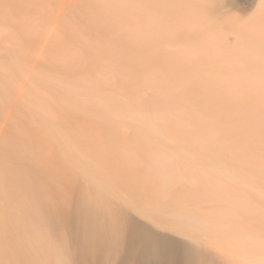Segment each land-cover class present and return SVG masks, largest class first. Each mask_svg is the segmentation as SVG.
<instances>
[{
	"label": "bare ground",
	"instance_id": "obj_1",
	"mask_svg": "<svg viewBox=\"0 0 264 264\" xmlns=\"http://www.w3.org/2000/svg\"><path fill=\"white\" fill-rule=\"evenodd\" d=\"M48 1L49 0H47V2ZM69 1L70 0H56L55 3L57 2V4H58V6L56 5V7H58V10H60L58 12L61 13V11H63V9H65V7L67 8L66 5L68 4ZM90 1L93 2V0H89L88 2H90ZM239 1H249V2H253L252 9H254V11H256V14L259 16V18H261V20L259 18H257V20H254V22L251 23V25L246 26V28H263V29L260 30V31H256V30H253V29L252 30H248L247 31V35L245 37H242V39H237L236 46L233 45V47L230 48V46L228 45L226 47V49L227 48H230V50H232V48H234L235 51L234 50L233 51L238 54V55L235 56V57L238 56L236 58V60H233L234 59V58H232L233 55L231 57V55L227 54V55H229L228 57H231V59L233 60L232 61V60L229 59L230 61L228 62L229 63L230 70L231 69L232 70H235L239 74L237 76L234 74L236 77L233 75V76H231L230 79L231 80L233 79V81L234 80L241 81V83H236V81L235 82L229 81L230 79H228V77L226 79L224 77L217 76V75L216 76L214 75L215 77L211 76L212 81L213 80L214 81L217 80L219 82V86H220V83H221V85H222L221 88L224 87V88L236 89V90L237 89L238 90L240 89L239 91H236V92L235 91H232L233 93H230L229 92L228 96L227 97L225 96V98H224V97L221 96L220 93H218V94L216 93L217 91H216V89L214 90L215 87L211 83L206 82L207 81L206 79H208V81H209V77H210V74L208 75V73H210V70L209 69H208L209 71L207 73L206 72L205 73L202 72L204 74H207V76H205L204 74H202V75L201 74H198L196 76L192 72L196 73L197 71H200L201 68L203 69V67L204 68L211 67L212 69H215L216 72H217V70L220 72V70L223 71L224 68L225 69L228 68L227 61H226V64L227 65L225 64L226 67L223 66V69H221L222 64H219V65H221V67H220L218 65V62L217 61H213L212 58H211V57L214 56L213 58L216 59L215 57H217L219 55V53L223 52L221 50L223 49L222 47L225 46L224 45L225 42L224 43L222 42V40H221L222 36L219 39L218 38L219 36L218 37L217 36H214V35L213 36H210L211 35L210 33L209 34H202L201 33V34H198V35H197V33L199 32L200 28L207 29L209 27L206 28V26H209V25H211V26H217V25H229V26H231L232 23L229 22L226 19L227 18L226 16H228V14L231 12V10H229L228 8H231L233 10V7L232 6H234L235 4H237V2H239ZM53 2L54 1L52 0V3ZM83 2L84 1H82L81 3L84 4ZM96 2H98L101 5V8H103L106 11L105 13H107L106 15H108L109 16V19H110V22L109 23L113 26V28H118V29L119 28H121V29L122 28H130L129 30L132 32V34L135 35V36L132 35V37L134 39L131 38V37L130 38L133 39V41L135 40L136 43L141 41L140 43H137V45L138 44L141 45V43H142L144 45V47H145L150 42L151 43L153 42L154 43L153 45H155V44L158 45V42H160V40H171V39H173L175 37H184V39H186V37H187L186 40H188V38H189V40H191V39H194V38L201 39L203 37L200 41L205 46L206 50H207V47H209L211 49L213 48L215 51L216 50L217 51H221V52H217L216 51L218 54H213L214 53V50H213V51H211V52H213L212 53L213 55L211 56V54L209 55V52L211 50L210 49L209 51H206L208 54L206 53V56H205L204 55L205 53L203 52L204 51L203 45L200 44V45H202V49L203 50H199V48L201 46L198 47L196 45L197 48L195 47L194 49H198L199 52L202 51L204 53L202 55V52H201L199 54V58H200V55H201V57L202 56H205V58H206V59L205 58H202V59H199L198 58L199 60H196V61H200V60H203L204 59L203 61H200V62H202V63L203 62L204 63L206 62L207 63V66H205L206 64L203 65L200 62H198L201 65V66L198 65V67L200 66L201 68H198L199 70L197 69V71H196L195 69H196V66H197L198 63L195 61V64H194L192 62L194 60H192V59L189 58L190 57L189 54L192 51L191 50V46H189V48H186L183 51L182 50H180V51H176L175 50L176 52H174V53L177 54L176 56L178 57V59L179 58H184L183 60L185 62H183V63L187 66V67L186 66L184 67V65H183V67L185 69H183V67H182V68H180L178 70L179 71V73H178L179 76L177 74L176 69L173 68V66H174L173 64L174 63H176V64L177 63H180V62H178L177 58L175 57L173 60H171V59H169L170 56L165 55L166 58H168V59H166L164 57V55H160L159 56L156 53L157 56L155 58H157L158 56H159L158 58L161 57L160 58L161 60L160 59L157 60L158 66L161 65L160 62L161 63L164 62L163 63V66L168 64L169 65V68H170V66H172V68H173V69L172 68L169 69L168 71L170 72L169 74H171L172 71H173V73H174L173 76L174 77H172V74H171V78L169 77V75L166 76V74H164L167 77V78H165V76H163V75H162V77H159V74H158V73H160V74L163 73L164 70L159 69L158 66L150 67V64L147 65V63H149V61L147 60V57H148L149 60L150 59H153V58L149 57L150 54H151L150 51L152 49L149 51V48L146 46L145 48H147V49H145L142 52L145 53V54H143V56L145 55V57L146 56L147 57H146V59L143 58V57H140V58H143V59L147 60L148 62L147 61L144 62L143 70L141 69L138 72H136L139 75H140V72H142V71L144 72V75L140 77L141 80L139 79V83L140 84L139 85L137 84V85L138 86H141L142 85L144 88L145 87L146 88L147 87L148 88L149 87L152 88V87L158 86V84L160 83V82H157L156 80H159L161 78H164V79L160 80V81H164V85L163 84L161 85V83L159 84L160 87H162V88L166 87L167 89H169V88H175L174 91L177 90L176 88H180V89L183 88V89H187V90L195 89V88L198 89L199 88V89H201L200 91H202L204 89L205 90H209V89L212 90L213 89V92H215L217 95L215 93H214L215 95L212 94L213 92L210 93V94L211 95H214L216 98L214 96L211 97L210 94H207V93L204 94L205 91H203L204 93L203 92L202 93H203L204 99L202 98L203 100L201 102H199L201 100V98H198V100L199 99L200 100L197 102V98H194L192 96H188V95H190V94L193 93V92L191 93V90H190V92L187 93L188 94L187 95L188 97H186V101H187V105L186 106L188 108H190L188 106V104L190 103V104L195 105L197 107L196 110H198V106L199 105H200V107H202L201 105H204L206 107V109L208 108V106L209 107L210 106L211 107L212 106H214V107L215 106H218L219 109L218 108L217 109L220 110L221 108L219 107V104L221 103L223 105L222 100H224V99L226 100L227 99L226 101H228V105H230V106L232 105L231 106V110L234 111V114H235V111L238 110L237 111L238 114L236 112V115L237 116L236 115L235 116L238 118L237 121L240 122V125H241V128L240 129L238 128L239 129L238 130L239 131V135H237L238 136V139L237 140L241 142V144H240L241 145L240 146V151H238L239 152L238 153L239 154V157H241L242 159H244V161L246 163H249V164L252 163L255 166H258L261 169V171L264 172V21H263L264 20V0H96ZM86 4H87V2H86ZM69 5L72 6L71 5V2H70ZM80 6H82V5H80ZM82 7H80V8H82ZM234 8H236V7L234 6ZM47 9H49V8H47ZM67 9L69 10V8H67ZM67 9H65L64 11H66ZM28 10H29V7H28ZM87 10H89V9L87 8ZM2 11H4V9ZM12 11H13V9H12ZM80 11L82 12V9ZM56 12H54V13L51 12L52 15L50 16V14H49V16H47V18L44 19V20H43V18H44V16H43L42 19L40 18L41 21H40V19L39 20L36 19V20L25 21V22H22V23H19L18 24V22L15 20L17 22L16 25L20 26V29L22 28V31L23 32L20 30L21 31V34L22 33L23 34L25 33V36H27V38L32 43L34 42V46L32 45L30 47V48H33V47L34 48L28 50V48H29L28 47L27 48V51L29 53L28 55L33 56L34 58H36V63H37V59H38V62H39V58H44V61H46L47 59L45 57L48 56V53H46V56H43V54L45 52H47V51H49V54H50V50H52L51 48H50V50L48 48V49H46L47 51H45V48H44V53H43L42 52V48L44 46L47 45V46H50V47L53 46V48H56L55 45L58 44L59 40L61 39V37L59 38V36H60V32L59 31H61L64 27L61 30H60L61 27L60 26H59L60 28L58 27V25L60 23V18H58L59 16L57 17V13ZM1 13H3V12H1ZM87 13H89V12H87ZM46 15H48V14H46ZM103 16H105V15H103ZM72 17H74V16H72ZM2 18L3 17L1 16L0 20ZM77 18H79V17H77ZM94 18H96V16ZM65 19H66V17H65ZM72 20H73V18L71 19V21ZM86 20H87V18H86ZM102 20H104V18ZM77 21H79V20H77ZM259 21H261V23ZM1 23H0V25H1ZM73 23H75V22H73ZM4 24H6V26H7L8 23H6L4 21ZM13 24H15V23H13ZM97 24H98V22H97ZM104 24L102 23L103 28L105 26ZM110 24H106V25H110ZM87 25H90V24H87ZM8 26H10V25H8ZM77 26H78V24H77ZM80 26H78V27L80 28ZM95 26H97V25L95 24ZM70 27L71 26L68 27V30H69ZM101 27L102 26H100V28ZM87 28H85V29H87ZM173 28H183V30H185L187 32H185V34H184V32L182 34H178L179 32L178 33H175V31L173 30ZM190 28H192V30H194V28H199V29H197V31L195 29V31H196L195 32V31H192ZM85 29H84V32H85ZM9 30L7 32L11 35L12 30H10L11 33L9 32ZM18 30H19V28H18ZM80 30H81V32L83 31L82 29H80ZM87 30H86V32H87ZM101 31H102V29H101ZM110 31H112V30H110ZM58 32H59V35H58ZM88 32H89V30H88ZM95 32H97V31H95ZM107 32L108 31H106V33ZM244 33H246V32H244ZM3 34H1V32H0V42L3 43L4 45L5 44L8 45V48H9V46H12V45H15L16 43H18V42H14V41H16L17 34H12L11 35L12 37L9 34L8 35L6 34L7 37L9 36V38L12 39L11 40L12 42L9 41L8 38H5V36L3 37L2 36ZM64 34L66 35V33H64ZM91 34L93 35V33H91ZM91 34H90V36H91ZM99 34H100V31H99ZM212 34H214V33H212ZM76 35L77 34H75V37H76ZM85 35H87V34H85ZM234 35H235V33H234ZM109 36H110V34L107 35L108 38H109ZM119 36H120V34H119ZM107 37H106V40H107ZM204 37H205V40H203ZM90 38H88V39H90ZM102 39H103V36H102L101 40ZM197 39H195V41ZM199 39H198V42H200ZM62 40H64V38ZM62 40H60V42ZM95 40H96V38L94 39V41ZM136 40H139V41H136ZM94 41H92L93 44H94ZM99 42H101V41L98 40V43ZM98 43L96 42L95 44H98ZM131 43H130L131 46H129V47H132L133 45L136 46V44H133L132 45ZM227 43L228 42H226V44ZM58 45H57V47H58ZM140 45H138V46H140ZM164 45H162V46H164ZM110 46L109 47L107 46V47L110 48ZM116 46H117V44H116ZM21 47H23V46H21ZM21 47L19 48L20 50L22 49ZM77 47H79V46H77ZM90 47H88L89 48L88 50L91 49ZM105 47H106V45H105ZM173 47H175V46H173ZM184 47H187V46H184ZM193 47H192V49H193ZM81 48H82V46H81ZM83 48H87V47H83ZM139 48H141V47H139ZM9 49H12V48H9ZM16 49L17 48H15V50ZM103 49H105V48H103ZM112 49H113V46H112ZM117 49H119V47H117ZM4 50H6V47H5ZM4 50H1L0 49V52H2ZM15 50H13L12 52H14ZM25 50H26V48H25ZM109 50L111 51V48ZM158 51H159V49H158ZM166 51H167V49L165 48V52ZM16 52L19 53L18 51H16ZM25 52H22V53H25ZM151 52H153V50ZM227 52H228V49H227ZM63 53H65V52H63ZM63 53H62V56H64ZM112 53H114V52H112ZM228 53H230V52H228ZM103 54H104V52H103ZM134 54L136 55V53H134ZM134 54H133V56L135 57ZM162 54H164V51H162ZM168 54H170V52H168ZM224 54H226V52H224ZM230 54H232V51H231ZM24 55H26V53ZM24 55L22 54V56H24ZM65 55H66V57L64 56V58H67V54H65ZM68 55H69V53H68ZM78 55H80V52H79ZM92 55H96V54H92ZM207 55H209L210 57L209 56L207 57ZM20 56H21V54H20ZM87 56H89V55L87 54ZM97 56H98V53H97ZM133 56H132V58H133ZM222 56H223V53L221 55V58H224ZM1 57L2 56H0V58ZM10 57H12V55H10ZM33 57H31V58H33ZM75 57H76V54H75ZM112 57H113V55H112ZM15 58H17V57H15ZM34 58H33V60H34ZM64 58H62V59H64ZM217 58H218L217 59L218 61L221 60L220 56H218ZM11 59H13L12 60L13 62H11L9 60L10 63H11V65L13 63V66H11V68L5 66L4 65L5 63L0 61V84H1L2 89H3L2 91L4 92V96L7 97V98H10V99H13V98L15 99L16 98V95H17V97L20 98V101H22V102H19V101L18 102L21 103V104L24 103V106H25V104L26 105L27 104L28 105H31L29 107H32L33 106L34 111H35L34 113H36V115H34V116L37 117V115H38L42 120L45 121V123H46V121H51V120L53 121L54 119L56 120V117H57L58 114L55 116V112H57V111L51 108V105L52 104H53L52 105L53 107L55 105L54 104V102H55L54 95H52L54 97L53 98L54 99V102L53 101H50V100H52V99L49 100V96L51 94H48V92L47 91H44L43 89L41 90L40 87L36 86L37 84L35 85V80L38 79V78L34 76L35 74L33 72L35 70L34 71L31 70L33 68L29 69L28 66L27 67L25 66L26 64L24 65V62L23 63H20L18 61V59L17 60L16 59L14 60V58H11ZM51 59H53V58H51ZM103 59H104V57H103ZM95 60L93 59V61H95ZM119 60H121V59H118V61ZM56 61H57V59H56ZM116 62H117V60H116ZM186 62L188 63V65H187ZM215 62H217V63L215 64ZM223 62L225 63V60ZM87 63H84V65L87 64ZM122 63H127V62H122ZM129 63H130V61H129ZM241 63H243V64L241 65ZM192 64L195 65V66L193 65V68H191L192 67ZM230 64L231 65L233 64L232 66L234 68H232V66H230ZM74 65H77V64H74ZM114 65H116V64H114ZM127 65L128 64H126V66ZM105 66H106V64H105ZM189 66H191V67H189ZM69 67H71V66H69ZM118 67H119V65H118ZM132 67L137 69L138 66L135 67L134 65L133 66L131 65L130 68L132 69ZM242 67H244V68H242ZM245 67H247L248 68V71L250 70V72H248V71L247 72L246 71L242 72L243 70H247ZM79 68H81V67H79ZM83 68H85V67H83ZM93 68H95V67H93ZM122 68H123V66H122ZM144 68H145V70H144ZM109 69L111 71H113V68L112 69L109 68ZM177 69H178V67H177ZM89 70H91V69H89ZM124 70H122V71H124ZM206 70L207 69H205V71ZM232 70L230 72L229 69H227L226 72L232 73ZM56 71H58V70H56ZM69 71H67V72H69ZM166 71L167 70L165 69L164 72H166ZM12 72L14 73L13 75H12ZM71 72H72V70H71ZM87 72H88V70H87ZM102 72H104V74L101 75V78H99L98 75L97 76L95 75L96 77L86 79V77L84 76L85 79H86L85 82H82V81H84V78H83L82 81L81 80L80 81L82 83H86L85 85H82L80 82H76L75 85H74V82H72L70 80H67L66 82H67V84H68L69 87H65L66 85H64V87L67 88V90L70 88L72 91L70 89L68 91L69 92L71 91V93L73 92V94L75 93V91H77V94H78V91L80 90L79 91V94H78V97H79V95H82V96L85 95V94H81L82 93L81 89H86V90H83L84 92L87 91V90H89V91H93V90L96 91V90H98L97 92H99V90L100 91H102V90H108V91L114 90V87L112 86V84H115V81L116 80L119 81L120 80V77H119V79L113 80L114 78H111V77L114 74L111 73L112 74L111 77L106 76L107 74H105V73H109V70H107V68H105V70L103 69ZM219 72H217V73H219ZM72 73H74V72H72ZM98 73H100V72H98ZM113 73H114V71H113ZM127 73H125V74H127ZM211 73H212V71H211ZM121 74H122V72H121ZM128 74L130 75L132 73H128ZM167 74H168V72H167ZM175 74H177V76ZM180 74L181 75L182 74L183 75L185 74V75L184 76L182 75L183 76L182 77ZM129 75H126L125 77H129ZM222 75L225 76V74H222ZM227 75H229V74H227ZM91 76H93V74ZM232 77H234V78H232ZM39 78H40V80L38 81V83L42 80L40 82L41 84H45L44 81L50 83L51 81H54L55 80L54 77L53 78L48 77V75H46V74H45V76L42 75ZM169 78L172 79L173 82L174 81L175 82L180 81V82L177 83V84H172L171 83V85H170L169 84V80H170ZM80 79H81V77H80ZM126 79L127 78H125L123 80V82H125ZM130 79H132V80H130ZM130 79H129L130 81L128 80L129 83L131 81H132V83H134V81H137V80L134 79V77L133 78H130ZM136 79H138V78H136ZM60 81L63 82V79L60 80ZM60 81H57L56 80L55 82H57L56 85H60V87H61V84L62 83ZM55 82H53V83L55 84ZM58 82H60L61 84H59ZM119 82H120V83H118L119 85H123V84H121V80ZM182 82H184V83H182ZM36 83H37V80H36ZM49 83H47L46 86H48ZM53 83L51 85H53ZM63 83L66 84L65 82H63ZM127 83H125V84L127 85ZM129 83H128V87L125 84L123 86H126L127 88H129ZM180 83H182V84H180ZM51 85H49V86H51ZM56 85H53V87L54 88L55 87L58 88L59 86H56ZM133 85H135V84H133ZM131 86H132V84L130 83V87ZM63 88H62V90H63ZM121 88L122 87H119V89H121ZM144 88H142V89H144ZM115 89H116V91L117 90L119 91L118 87H116V86H115ZM133 89H135V87ZM147 89H145L146 90L145 92H147ZM244 89H246V90H244ZM67 90H64V92L67 91ZM121 90H120V92H121ZM160 90L162 91V89H160ZM170 90H172V89H170ZM60 91H61V89H60ZM68 91H67V94L69 93ZM89 91H87V93H89ZM137 91L138 92L136 94H137L138 97L135 99V103H133L134 101H132V99L131 100L128 99V100L132 101L131 102L132 104L131 103L130 104L133 105L134 107H136V108H134V107H131L130 106L131 108L130 107L129 108L132 109V110H130L129 108H128L129 110L128 109L127 110L126 109L123 110L122 108L119 109L121 107V105H119L117 102H115L114 99H113V97H111V96H109L107 98H103V97H101V95H96V96L93 95L94 98H95L94 101L96 100L98 102V106H100V107L102 106L101 108H103V106L104 107H108L109 104L110 105H113V106L116 105V108L119 107L118 110L120 112H121V110H123L122 111L123 112L122 113L123 116L125 115L124 117H128V119H126V120H129L130 119V120H132L131 123H134L135 122L136 125H139L140 124L139 125L140 126L139 127V130H137V132H136L137 133L136 135H139V137L142 136L141 139L139 138L140 141H141L142 146L139 147V144L137 142H131L127 138L128 135H127V133L125 131V129H126L125 127H127L128 124L124 127V126H121L122 125L121 123H120L121 125H119V123L116 124L114 122V120H112L113 118L111 119V123L114 122L115 125H116V126L115 125L114 126L116 128L117 135H118V137L120 139V143L122 144L121 150L120 149H116V150H118V152L116 154H114L116 152V150H115V152L113 154L118 156V158L120 159V161H122V164L124 162V165L125 166L124 165L123 166L126 167V168L129 167V169H131V170L132 169H135V168H138V167H140L142 169V171L144 170V173L145 174L144 173L143 174H144V176H146V178H144V180H146V182L148 183V185L151 187L150 189H151V191H153L152 192V196L155 197V199L161 204V206L163 205L162 203H165V205H166L169 202H172V200L174 201V200H177V199H182L183 198L182 197L183 194L182 195L178 194V192L181 191V187H184L188 191H191V192L193 191V193L195 191H197L199 188L202 189V187H203L205 189V191L203 189L202 190L204 191L205 194L203 192L202 193L201 192H198V194L199 193H201L202 195L204 194L207 197V199L209 197V198H211L212 201L214 200L212 198L217 199L216 196H219L218 194H221L223 196H221L219 198H220V200L222 202L225 201V200L224 201L222 200L223 197H224V199L229 200L228 202L230 204L228 203V205L226 206L227 208L230 207L229 205H231V208H233L234 206H236V208L238 210V211H236L237 214H238V212H240V214L245 215L247 217H253L254 221L259 222L263 226L264 225V204L263 205H260V204H258L259 202H257L256 204H258V205H256L254 202L250 201V199L248 197H246L245 195H243L244 194V191H243V194L240 191L239 192H237V190L235 191V189L232 186L229 185V181L231 180L232 182H236L237 183L236 185H240V189L251 190L256 195H258L263 201H264V186L262 184L256 183L255 180H253L252 178H249L250 176L249 177L246 176L248 173L246 175L243 174V173H241V171L244 172L245 169L244 170L242 169L240 171L241 174H239V173L236 172V170L234 171V169H235L233 167L234 165L232 166L233 169L229 168V167H231V166H229V164H231L232 162L229 163L228 165L225 163L226 165H223V166L222 165H216V164L209 165L208 166V171L204 170L205 168L198 167V166L201 165V162H198V159L199 158H201V159H203L205 161L208 160L210 162H215V159L216 158H215V154H213V153L216 150H214V147H215V149H217V148L218 149H221V148L220 147H216V145L214 146V144H213V151L214 152H211L212 150L211 151H206L205 150L206 152L202 151V153L201 152H199V153H196V152L195 153H190V150H189L190 148L189 149L186 148L187 150H185V147H183V146L184 145H187L188 143H191L190 142L191 137L189 139V136L188 135H185L186 137L188 136V139H189L188 141L189 142L185 139V137L184 138L182 137L183 141L180 140L181 136H183V135L180 132H179V134H181V135H177V130H178L179 126H180L179 121L176 119L178 117L175 118V115H171V116L168 115V114L165 115L166 113L163 114V112H160V111L159 112H156V113H154V111H153V113H150V112H148L150 110L145 111V110H142L143 108L140 109V107L138 105H135V104H138V103L141 104V103H143L144 100L137 103V101H139V99H138L139 98V95L138 94H141L140 90H137ZM127 92H129V91H127ZM167 92H169V91H167ZM87 93H86V95H87ZM91 93L92 92H90L89 94H91ZM158 93H160V92H158ZM161 93L164 94L166 92L165 91L164 92L162 91ZM177 93H180V92H177ZM177 93H174V92L172 93L171 91L169 92L168 96L169 97L171 96L170 97L171 99H169L170 102H171V100L173 101V99L175 100V102L178 101V100L176 101V94ZM64 94H66V93H64ZM94 94H96V93L94 92ZM105 94H107V93H105ZM149 94H151V92L150 93L148 92V94H146V95L150 96ZM156 94H157V91H156ZM225 94H227V93H225ZM61 95L63 96V94H61ZM158 95L160 96L161 94H157V96ZM207 95H208V97H207ZM218 95L221 96L222 99L221 98H217ZM68 96H70V95H68ZM93 96H91V97H93ZM84 97H86V96H84ZM84 97H81V100H77L79 98H74V99L77 100V103L74 102L73 100L72 101L71 100H68V101L65 100L66 102L64 101V105H65L64 107H72V108H74L76 106L79 107V105H80L82 108L84 107V108L89 109V110H94V107L95 108L98 107L97 104L93 101V98L89 97V98H86V99H82ZM182 97H184V95ZM182 97L179 96V98H181V101H180V99H179V101L180 102L183 101L182 103H184V100H183ZM115 98L118 100V97L115 96ZM141 98H145V97H141ZM119 99L121 100V97ZM155 99H156V97H155ZM57 100L58 99H56V102H58ZM146 100H147V98H146ZM166 100H168V99H166ZM215 100H216V102L217 101H221V102L220 103H218V102L216 103ZM49 101L50 102H53V103H51V105H49V103H50ZM108 101H111V102L107 103ZM186 101H185V103H186ZM60 102L62 103V101H60ZM60 102H58L59 105H60ZM153 102H154V99H153ZM157 102H158V100H157ZM161 102L159 100V103H161ZM145 103H146V101H145ZM167 103H168V101H167ZM128 104L129 103H126L125 105H128ZM165 104H166V102H165ZM62 105H63V103H62ZM168 105L171 106L170 103ZM168 105H166V106L169 107ZM173 105L177 106V108L179 106L178 104L176 105V103L175 104H172V106ZM182 105H185V104H182ZM27 106H25V107H27ZM141 106H142V104H141ZM62 107L63 106H61V108ZM109 107H111V106H109ZM191 107H193V106H191ZM205 107H204V109H205ZM234 107L236 109H234ZM1 108H3V107H1ZM54 108L56 109V106ZM116 108H115V110H116ZM177 108H175V109H177ZM202 108H200L201 109V112H202ZM29 109H31V108H29ZM77 109L75 108V110H77ZM200 109H199V111H200ZM26 110H28V107H27ZM107 110H109V108ZM161 110H164V109H161ZM170 110L172 111V109H170ZM190 110H191V108H190ZM231 110H229V111H231ZM31 111L33 112V110H31ZM31 111L29 113H32ZM60 111H61V109H60ZM102 111H103V109H102ZM111 112H112V109H111ZM111 112L109 110V114ZM151 112H152V110H151ZM208 112H209V110H208ZM214 112H215V110H214ZM6 113H5V115H6ZM184 113L185 112H183V114ZM218 113L220 114V112H218ZM230 113H232V112H229L228 114H230ZM107 114H108V111H107ZM176 114L179 115L180 113H176ZM219 114H217V115H219ZM111 115H112V113H111ZM121 115L116 114L115 112L113 113V116L118 117V118H121ZM185 115H183V116H185ZM190 115H192L191 112L188 114V118L190 117ZM196 115H197V113H196ZM196 115H193V118ZM31 116H32V114H31ZM98 116L99 115H97L96 117H98ZM101 116L104 119V115L102 114ZM108 116H110V115H108ZM197 116L196 117L198 119L199 118L200 119L202 118V116L201 117L199 115H197ZM229 116L231 117V114ZM106 117H107V115H106ZM106 117H105V120L107 119ZM236 117L233 118L232 120H234V119L236 120ZM99 118H101V117H99ZM110 118L111 117H109V119ZM118 118H117V120H118ZM188 118H187V120H188ZM114 119L116 121V118H114ZM121 120H119V121H121ZM126 120L123 119V121L125 123H126ZM191 120H193V119L191 118ZM119 121H116V122H119ZM224 122H227V121H225V119H224ZM51 123L53 125L54 122H51ZM127 123H128V121H127ZM192 123H193V121H192ZM197 123H198V121H197ZM227 123H230V121L227 122ZM231 123H232V121H231ZM209 124H210V122H209ZM213 126L214 125L212 123V127ZM215 127H216V125H215ZM49 128H52V127L49 126ZM134 128H137V127L135 126ZM229 128H232V127H229ZM113 129H114V127H113ZM129 129H130V131L132 130V128H130V127L128 128V130ZM144 129H145V132H143ZM195 129H197V127ZM140 130H142V133H141ZM187 130L188 129H186V131ZM198 130H199V127H198ZM218 130L219 129H216L214 127L211 128V126H210V128H206L204 130L202 129V134L204 133L203 134V140L206 139L209 142V140L211 138L213 139L214 137H218L219 138V141H220V138L222 136L221 135H220V137L217 136L218 135ZM111 131H112V129L110 130V132ZM190 131H192V129ZM190 131H187V132H190ZM193 131H194V129H193ZM196 132H197V134H199V136L201 135L199 131L196 130L195 133ZM53 133H54V131H53ZM133 133H135V132H133ZM193 133H192V136H193ZM220 133L221 132H219V134ZM51 134H50V136H51ZM183 134H187V133L185 132ZM197 134H196V136H197ZM45 135H47V134H45ZM68 136H70V135L68 134ZM129 136H130V134H129ZM201 137H202V135H201ZM197 138L200 140V137H197ZM22 140H17L16 139V141H11L10 143L5 141V143H8L7 146L5 145L6 146V149H5L6 151L4 150L6 152V154L5 153H2V154H5V155L0 158V264H104L105 262L108 261V259L110 258V256H112L110 254H111L113 248H116L118 246V248H120L119 250H121V246L124 243L121 244V242L119 243V241H120V239L122 241L123 238H129L132 241V242L130 241L131 242L130 243V246H131L132 249L134 247H136L137 245H139L140 247L141 246L143 247V251L140 252V254H139V263L140 264H148L147 261L145 260V257L146 256L153 257L156 261H158L159 264H220L218 261L212 259L209 256V254L206 252V250L200 251V250L196 249L194 246H192V245H190V244H188L186 242L184 243V242H181V241H178V240H174L171 237L160 235L158 232H156L155 230H153L150 226L145 225V224H142V223H140V222H138V221L130 218L128 215H125V214H124V219L126 221H128V224L131 226V233H132V235L130 237L129 236H126V237L125 236L124 237L123 236H120V233H118V234H109V235H105V236H102V237H100V236L88 237L85 234L84 229H83V226H82L84 224L85 220H86V217H87L86 214H85V212H84V206H82L79 203L77 205V207H78L77 211H74L73 212L74 214H68L63 209H61V210H54L53 209L54 207H49V205L45 203L47 201L45 199L46 198L45 197L46 195L41 194V193H37V192H33V191H35V190H33L34 187H37L38 185H40L39 182H38L39 180L37 178L38 175H37L36 171L34 170V169H37V167H38V165H37L38 160L35 159V157L32 158L33 157L32 156L33 155L32 154L33 152H31V151L30 152H31L32 155L29 156V154H30L29 150L30 149L27 147L28 143H26V141H22ZM133 141H134V138H133ZM136 141H138L137 138H136ZM213 141H215V143H216V141H218V140L216 138ZM213 141H210V142H213ZM117 143H119V142H117ZM77 144H78V141H77ZM134 144H136V145H134ZM195 144H196V141H195L194 145ZM219 144H221V143H219ZM196 145L193 148H192L191 145L190 146H191V148L193 150L196 151ZM78 146H79V144H78ZM200 146L201 145H199V148H200L199 150H201V147H203V146H204L203 149L206 148L205 146L210 147L209 145H203L201 147ZM217 146H218V144H217ZM208 147H207V149H208ZM2 148L3 147H1V149ZM118 148H119V146H118ZM81 150H83V148H81ZM81 150L79 149V151H81ZM230 150H232V149H230ZM84 151L85 150H83L82 152H84ZM92 152H93V150H92ZM187 152H189L190 154L188 155ZM197 152H198V150H197ZM203 152L204 153L209 152L211 154L209 155V153H207L208 155H205ZM227 152H228V149H227ZM110 153H112V152H110ZM228 153H231V152H228ZM75 155H76V152H75ZM75 155H73V156H75ZM230 155L231 154H229V157L231 158V156H233V155H231V156ZM76 157H77V155L75 156V158ZM89 157H90V155H89ZM98 157H97V159H98ZM113 157H115V156H113ZM111 158H112V156H111ZM218 158L219 157H217V159ZM77 159H79V158H77ZM80 159H79V161H83L84 160L83 157H82L81 160ZM85 160H87V159H85ZM193 160H195L194 162L196 164L199 163L200 165H198V166L195 165L193 163ZM228 160L230 161V159H228ZM231 160H233V159H231ZM236 160L238 161V158L235 159V161ZM39 162H42V161L39 160ZM99 162H100V160H99ZM205 163H207V162H205ZM221 163H223L222 160H221ZM237 163H239V162H237ZM96 164H98V163H96ZM107 164H108V161H107L106 165ZM254 165H253V167H255ZM83 166L85 167V164H83L80 167V169L79 168L78 169L81 171V168ZM99 166H101V165H99ZM73 167H76V166L74 165ZM203 167H205V165ZM84 169H85V172L87 171V169L89 170V168L86 169V167ZM95 169H96V166H95ZM239 170H240V167H239ZM82 172H84L83 169H82ZM89 172H90V170H89ZM94 173L95 174L98 173L97 170ZM99 178L101 179V177H99ZM253 178L256 179L255 177H253ZM257 180H258V178H257ZM95 184L96 183H94V185ZM111 187H113V186H111ZM28 188H30V192L29 191H26ZM103 188L104 187H102V189ZM31 189L33 191H31ZM183 189H182L181 192L184 191ZM201 189H199V190H201ZM237 189H239V188H237ZM251 191H249V192H251ZM186 193H187V191H186ZM195 194H197V193H195ZM125 196H127V195H125ZM186 196L188 197L189 194L186 195ZM200 196L201 195H199V198H200ZM194 197L196 198V196H194ZM194 197H193V199H194ZM188 198H190V197H188ZM201 198H202V196H201ZM150 199H152V197H150ZM153 199L151 200L152 203H153ZM141 202H143V201L141 200ZM155 202L156 201L154 200V203ZM158 202H156V203L158 204ZM203 202L205 203V201H203ZM220 202L218 203V206H222V203L220 204ZM207 204H208V202H207ZM125 205H126V203H125ZM154 206L156 207V205H154ZM213 207H215V206H213ZM126 208H128V207H126ZM147 208L148 207H145L144 206V209L145 210ZM152 208H154V207H152ZM156 208H155V210H156ZM167 208H169V207H167ZM39 209H40V211H38ZM131 209H132V211L133 210H137L136 211L137 213L139 211L138 210V207H132L131 206L130 207V210ZM235 209L233 208L232 210H230V208H229V210H227V213L225 212L226 211V209H225L224 212L226 214H228V212H230V211L235 212L234 211ZM153 210H152V212H153ZM157 210H159V209H157ZM222 210H223V207H222ZM178 212L179 211L177 209H174V210H171L169 212L170 214L167 213V215H169V216L172 217V222H169L170 225L171 224H177L176 222H173V221H179L180 220V221L183 222V224H185V225H187L189 227L188 228L189 230L198 233V235H199V237L201 239L207 238V235H202L201 234V233H206V232L209 233L210 237L211 236H214L215 237L214 239H216V237L218 238V236H219L218 235V232H220L221 230H217L216 229V225L217 224L220 225V226L227 225V224H225L226 221L224 222V219H221L224 222V223L222 222L223 224L219 221L220 215L221 214L222 215L224 214V213H221L222 211L219 213V215H218V212L216 213L218 215L217 218H216V215L213 216L215 219H218L217 221H215L214 219H212V215L213 214L212 215L211 214L210 215L208 214L209 216L203 218V221L198 220V218L196 217V215L193 214L192 217H188L187 218V221H186V220H183V219H185L183 215H178ZM148 213H149V211H148ZM141 214L144 216V218H148L151 221H155L153 213H151V214H147V213L146 214H143V213H141ZM237 214L236 215L234 213L232 214L233 216L231 218H234V215H235V219H231L230 218L229 221H231V220L232 221H231V223H229V221H227L228 224H231L232 225L233 220H235V221H240L241 220V219L240 220H237L236 216L239 215V214L238 215ZM241 217H243V216H241ZM222 218H224V217H222ZM156 219H158V216L156 217ZM160 221H161V219H160ZM254 221L252 222V224L254 223ZM234 222H233V224H234ZM163 223H166V222H163ZM201 223H204L203 225L205 227H207V230H206L205 227H201ZM219 223H221L222 225L219 224ZM256 223H254V224L256 225ZM260 224H259V226H260ZM157 225H159V224H157ZM162 225L163 224H161V226ZM166 225H169V224H166ZM170 225L168 226L169 229H170ZM163 226H165V224ZM163 226H162V228H163ZM233 226H231V227H233ZM248 233H250V232H248ZM248 233H246L244 235L238 234L236 238L233 236L234 239L236 240V243H234V244H236L234 250L236 251L237 258L246 259V261H248L249 264H264V234H261L262 232L260 234H258L256 231L255 232H252L250 234H248ZM222 234H223V232H222ZM221 236H219V241L220 240L222 241ZM124 240H126V239H124ZM119 244H120V246H119ZM118 248H116V249H118ZM129 249H130V247H129ZM115 253L118 254L119 251H117ZM116 254H115V256H116ZM132 256L131 257L133 258L134 261H136L135 259H138L137 257L134 259V256H135L134 254ZM116 257H118V256H116ZM121 257L122 256H120V258ZM124 259H126V258H124ZM122 261H124V260H122ZM132 264H135V263H132Z\"/></svg>",
	"mask_w": 264,
	"mask_h": 264
},
{
	"label": "rangeland",
	"instance_id": "obj_2",
	"mask_svg": "<svg viewBox=\"0 0 264 264\" xmlns=\"http://www.w3.org/2000/svg\"><path fill=\"white\" fill-rule=\"evenodd\" d=\"M54 2L52 3V0H49L48 2H47V0H0V18H1V16L3 17L1 20H0V23H1V25H0V32H1V34H3L2 36L4 37L5 36V38H8V40L9 41H11L12 39L11 38H9V36L7 37V35L9 34L7 31L10 29V30H12V33L10 32V30H9V32L11 33V35L12 34H17V38H16V41H14V42H18V43H16L15 45H12V46H9V48H12V49H9L8 48V45H4L3 43H1L0 42V49L1 50H4L5 49V47H6V50H4V51H2V52H0V56H2L1 58H0V61L1 62H4L5 64V66H7V67H10L11 68V66H13V63H12V65H11V63H10V61L11 62H13L12 60L13 59H11V58H14V60L16 59H18V61L20 62V63H23L24 62V65L27 67L28 66V68L29 69H31V68H33V69H31L32 71H34L33 73L35 74L34 76L35 77H37L38 79H36L37 80V83H36V80H35V85L36 86H38V87H40L41 88V90L43 89L44 91H47L48 92V94H51L50 96H49V100L50 99H52V100H50V101H53L54 102V99H55V102H54V107L56 106V109L51 105V103H53V102H50L49 103V105H51V108L52 109H54V110H56L57 112H55V116L57 115V117H56V120L54 119L53 121L51 120V121H46V123H45V121L44 120H42L38 115H37V117L36 116H34V115H36V113H34L35 111H34V108H33V106L32 107H29V106H31V105H26L25 104V106H27L28 107V110H26L27 109V107H25L24 106V103H19V102H22V101H20V98L19 97H17V95H16V100L13 98V99H10V98H7V97H5L4 96V92L2 91L3 89H2V86H1V84H0V158L1 157H3L5 154H6V146L8 145V143H5V141L6 142H11V141H16V139L17 140H22V141H26V143H28V145H27V147L30 149L29 150V152L31 151V152H33L32 154H31V152H30V154H29V156L30 155H32L31 157L32 158H34L35 157V159H37L38 160V163H37V165H38V167H37V169H34L35 171H36V173H37V178H38V182H39V184L40 185H38L37 187H34V189L33 190H35V191H33L32 189H31V191H33V192H37V193H41V194H44V195H46L45 197V199L47 200L45 203L46 204H48L49 205V207H54L53 209L54 210H61V209H63L64 211H66V213H68V214H74L73 212L74 211H77V209H78V207H77V205L80 203L82 206H84V212H85V214H86V220H85V222H84V224L82 225L83 226V229H84V232H85V234L88 236V237H96V236H100V237H102V236H105V235H109V234H118V233H120V236H131L132 235V233H131V226L128 224V221H126L125 219H124V214L125 215H128L130 218H132V219H134V220H136V221H138V222H140V223H142V224H145V225H148V226H150L153 230H155L156 232H158L160 235H163V236H168V237H171L172 239H174V240H178V241H181V242H186V243H188V244H190V245H192V246H194L196 249H198V250H200V251H203V250H206V252L209 254V256L212 258V259H214V260H216V261H218L220 264H249V262L248 261H246V259H241V258H237V254H236V251L234 250L235 249V246H236V244H234V243H236V240L234 239V237L236 238L237 237V235L238 234H240V235H244V234H246V233H248V232H250V233H252V232H257L258 234H260L261 232V234H264V225L262 226L259 222H257V221H254V219H253V217H247V216H245V215H242V214H240V212H238V214H237V212L236 211H238L237 210V208H236V206H232L235 210V212H233V211H230V212H228V214H226L227 213V210H229V208H230V210H232L233 208H231V205H229L230 207H226L227 205H228V201L229 200H227V199H224V197L222 198V200L224 201V202H222L221 200H220V198L219 197H221V196H223V195H221V194H218L219 196H216L217 197V199H215V198H212V199H214L213 201L211 200V198H209L208 197V199H207V197L204 195L205 193H204V191H205V189L202 187V189L204 190H202L201 188H199V189H201V190H197V191H195L194 193H193V191L191 192V191H188L187 189H185L184 187H181V191H182V189L184 190L183 192H178V194H180V195H182V199H177V200H172V202H169L168 204H166L165 205V203H162L163 205L161 206V204L155 199V197H153L152 196V192L153 191H151V187L148 185V183L146 182V180H144V178H146V176H144V170L142 171V169L140 168V167H138V168H135V169H129V167H124L125 165H124V162H123V164H122V161H120V159L118 158V156L117 155H114V154H116L117 152H118V150H116V149H120L121 150V146H122V144L120 143V139H119V137H118V135H117V131H116V128H115V123L116 124H118L119 123V125H121V126H126L127 124H128V128L130 127V128H132V130L130 131V129L128 130V128L127 127H125L124 129H125V131H126V133H127V138H128V140H130L131 142H137L138 144H139V147L140 146H142V144H141V141H140V139H141V137L142 136H140L139 137V135H136L137 133V130H139V125H136V123L134 122V123H131L132 122V120H126V119H128V117H124L123 116V110H127L130 106L131 107H134L133 105H131L132 103V101H134L133 103H135V99L138 97L137 96V90H140V92H141V94H138L139 95V101H137V103L138 102H141V101H143V103H141L142 104V106H141V104H135V105H138L139 107H140V109H142V110H145V111H148V110H150V111H148V112H150V113H153V111H154V113H156V112H163V114L164 113H166L165 115H175V118L176 117H178V118H176L178 121H179V123H180V126H179V128H178V130H177V135H183V136H181V138H180V140L181 141H183V139H182V137L184 138L185 137V139L188 141L189 139H190V137H191V139H190V142L191 143H188L187 145H184L183 147H185V150H187L186 148H190L189 150H190V153H199V152H201L202 153V151H204V152H206V151H211V152H214L213 151V144H214V146L216 145V147H220L221 149H215V147H214V150H216L213 154H215V162H210V161H205V160H203V159H201V158H199L198 159V162H201V165L199 164V163H195L194 161L195 160H193V163L195 164V165H200V166H198V167H202V168H205L204 170H206V171H208V166L209 165H212V164H216V165H228L229 163H231V164H229V166H231V167H229V168H231V169H233V167L235 168L234 169V171L236 170V172L237 173H239V174H241V173H243V174H247L246 176H250L249 178H252L253 180H255L256 181V183H258V184H262L263 186H264V172L263 171H261V169L258 167V166H255L254 164H249V163H246L245 161H244V159H242L241 157H239V152L238 151H240V144H241V142L240 141H238L237 139H238V136L237 135H239V129L241 128V125H240V122H238L237 121V115H236V112L238 111H235V114H234V111H232L231 110V106L230 105H228V101H226L225 99L224 100H222V103H223V105L220 103L221 101H217L218 103H220L219 104V107L221 108L220 110H218L219 108H218V106H208V108L206 109V107L204 106V105H201L202 107H200V105L198 106V110H196L197 109V107L195 106V105H192V104H188V106L191 108V110H190V108H188L186 105H187V101H186V97H188V96H192V97H194V98H197V102L200 100H198V98H201V100L199 101V102H201L203 99H204V96H203V91H205V93L204 94H210V93H212L213 92V89L211 90V89H209V90H202V91H200L201 89H190L191 90V93L192 94H190V95H188L187 93H189L190 92V90H187V89H180V88H176L177 90L176 91H174L175 90V88H169V89H167L166 87H164V88H162V87H160V83H161V85L163 84L164 85V81H160V80H162V79H164V78H161V79H159V80H156L157 82H160L159 84H158V86H155V87H143L142 85L141 86H138L140 83H139V79H140V77L141 76H143L144 75V72L142 71V72H140V75L138 74V73H136V72H138L139 70H143V67H144V62H146L147 60L149 61V63H147V65L148 64H150V67H154V66H158V63H157V60L158 59H160V58H158L160 55H164V57L166 58V56L165 55H167V56H170L169 57V59H171V60H173L175 57L177 58V60H178V62H180V63H174L173 65V68L174 69H176V71H177V74L179 73V69L180 68H182L183 67V65H184V67L186 66L183 62H185L183 59L184 58H179L178 59V57L176 56L177 54H175L174 52H176V51H180V50H185L186 48H189V46H191V52H190V54H189V58L190 59H192V60H194V61H192L194 64H195V61L196 60H199V59H202V58H205V56H206V51H209L211 48H209V47H207V50H206V48H205V46L201 43V39L203 38H201V39H199V41L200 42H198V39L197 38H194V39H191V40H189V38H188V40H186L187 39V37H186V39H184V37H175V38H173V39H171V40H160V42H158V45L157 44H155V45H153L154 43L152 42H150L148 45H146L148 48H149V51L152 49L153 50V52H151L150 51V56L149 57H151V58H153V59H148V57H147V60H145L146 59V57H145V55L143 56V54H145L144 52H142V51H144L145 49H147V48H145L144 47V45L141 43V45L140 44H138V45H140V46H138L137 45V43H140V42H135V40L133 41V37H132V35H134V34H132V32L129 30L130 28H113V26L109 23L110 22V19H109V16L108 15H106L107 13H105L106 11L103 9V8H101V5L98 3V2H96V0H93V2L92 1H90V2H88L87 0H70L69 2H68V4L66 5L67 6V8H69V10L65 7V9H67L66 11H64L65 9H63V11H61V13L60 12H58V11H60V10H58V7H56V5L58 6V4H57V2L55 3V1L56 0H53ZM74 1V2H73ZM76 1V2H75ZM80 1V2H79ZM82 1H84L83 3L84 4H82L81 2ZM95 1V2H94ZM70 2H71V5L72 6H70L69 4H70ZM86 2H87V4H86ZM55 3V4H54ZM92 3V4H91ZM48 4V5H47ZM50 4V5H49ZM53 4V5H52ZM80 5H82V6H80ZM86 5V6H85ZM91 5V6H90ZM237 5V6H236ZM253 5V2H249V1H239V2H237V4H235L234 6L236 7V8H234V6H232L233 7V10L231 9V8H228L229 10H231V12L228 14V16H226L227 18V20L229 21V22H231L232 24H231V26H229V25H217V26H211V25H209V26H206V28L207 27H209V28H207V29H205V28H200V30H199V32L197 33V35L198 34H211L210 36H219L218 38L220 39L221 38V36H222V38H221V40H222V42L224 43L225 42V46L224 47H222L223 49L221 50V51H223V52H221V51H217V52H221V53H219V55L218 56H220V58H221V55H222V53H223V56L222 57H224V58H221V60H217L218 58V56L217 57H215L216 59H214L213 57H211L212 58V60L213 61H217L218 62V65L219 64H222V67H221V65H219L220 67H221V69H223V66H225V64H226V61H227V66H228V68H224V72L223 71H221L220 70V72L217 70V72H219V73H217L216 72V70L215 69H212L211 67H206V68H204L203 67V69L200 67L201 65L198 63V62H200V61H203V60H200V61H196L198 64H197V66H196V71H197V69L198 68H201L200 69V71H197L196 73H194V72H192L194 75H198V74H204L205 72L207 73L209 70H210V73H208V75L210 74V77H209V81H208V79H206L205 81L206 82H208V83H211L215 88H214V90L216 89V93L218 94V93H220L221 94V96L222 97H224L225 98V96L227 97L228 96V94H229V92L230 93H233L232 91H239L238 89L236 90V89H228V88H221L222 87V85H221V83H220V86H219V82L216 80V81H212V78H211V76H213V77H215L216 75L217 76H221V77H224V78H226L227 79V77H228V79H230L231 78V76H233L234 74L237 76V75H239L235 70H232V73H229V72H226L227 71V69H229V71L231 72V70H230V67H229V61L230 60H232L231 59V57H232V55H233V57L232 58H234L233 60H236V58L238 57H235L236 55H238L237 53H235L234 51H235V49L234 48H232V50H230V48L231 47H233V45H235L236 46V44H237V39H242V37H245L246 35H247V31L248 30H256V31H260V30H262L263 28H246V26H248V25H251V23H253L254 22V20H257V18H259V16L256 14V11H254V9H252V6ZM48 6V7H47ZM69 6V7H68ZM28 7H29V10H28ZM80 7H82V8H80ZM91 7V8H90ZM47 8H49V9H47ZM86 10H85V9ZM87 8L90 10H87ZM4 9V11H2ZM12 9H13V11H12ZM47 9V10H46ZM82 9V12L80 11ZM84 9V10H83ZM8 10V11H7ZM46 10V11H45ZM49 10V11H48ZM62 10V9H61ZM73 10V11H72ZM57 11V12H56ZM68 11V12H67ZM70 11V12H69ZM1 12H3V13H1ZM31 12V13H30ZM48 12V13H47ZM51 12L52 13H54V12H56L57 13V17L58 18H60V23H59V25H58V27L60 28V30L61 31H59L60 32V36H59V38L61 37V39L60 40H62L63 38H64V40H62L61 42H60V40H59V42H58V44H56L55 46H56V48H53V46H44L43 48H42V52L44 53V48H45V51H47L46 49H48L49 48V50H50V48L52 49V50H50V54H49V51H47V52H45L44 54H43V56H46V53H48V56H46L45 58L47 59H45L46 61H44V58H39V62H38V59H37V63H36V58H34L33 56H30V55H28L29 53H28V51H27V48H28V50H30V49H33V48H30L32 45L34 46V42L32 43L28 38H27V36H25V33L23 34H21V31H22V28L20 29V26H18V25H16L17 24V22H18V24L19 23H22V22H25V21H30V20H36V19H42L43 18V16H44V18H43V20L44 19H46L47 18V16H49V14H50V16L52 15L51 14ZM87 12H89V13H87ZM60 13V14H59ZM86 15H85V14ZM43 14V15H42ZM46 14H48V15H46ZM59 14V15H58ZM63 14V15H62ZM90 14V15H89ZM46 15V16H45ZM78 15V16H77ZM81 15V16H80ZM89 17H88V16ZM103 15H105V16H103ZM28 16V17H27ZM34 16V17H33ZM36 16V17H35ZM69 18H68V17ZM72 16H74V17H72ZM96 16V18H94ZM65 17H66V19H65ZM76 17V18H75ZM77 17H79V18H77ZM35 18V19H34ZM50 18V17H49ZM63 18V19H62ZM73 18V20L71 21V19ZM86 18H87V20H86ZM104 18V20H102ZM22 19V20H21ZM41 19H40V21H41ZM62 19V20H61ZM65 19V20H64ZM98 19V20H97ZM260 20H261V18H259ZM17 22H16V21ZM21 20V21H20ZM42 20V21H43ZM77 20H79V21H77ZM85 22H84V21ZM4 21L6 22V23H8L7 24V26L8 25H10V26H6V24H4ZM63 21V22H62ZM102 21V22H101ZM105 21V22H104ZM264 21V20H263ZM69 22V23H68ZM72 22V23H71ZM73 22H75V23H73ZM94 22V23H93ZM97 22H98V24H97ZM100 22V23H99ZM107 22V23H106ZM260 23H261V21H259ZM13 23H15V24H13ZM102 23L105 25L104 26V28H103V25H102ZM63 24V25H62ZM77 24H78V26H80V28L77 26ZM84 26H83V25ZM87 24H90V25H87ZM93 24V25H92ZM95 24L97 25V26H95ZM101 24V25H100ZM106 24H110V25H106ZM239 24V25H238ZM244 24V25H243ZM246 24V25H245ZM14 25V26H13ZM66 26V27H65ZM69 26H71L70 28H69V30H68V27ZM93 26V27H92ZM100 26H102L101 28H100ZM111 28H110V27ZM237 26V27H236ZM5 27V28H4ZM7 27V28H6ZM11 27V28H10ZM88 27V28H87ZM18 28H19V30H18ZM85 28H87L88 30H89V32H88V30L87 29H85ZM7 31H6V30ZM80 29H82L83 31L81 32V30ZM84 29H85V32H84ZM91 29V30H90ZM99 29V30H98ZM101 29H102V31H101ZM104 29V30H103ZM114 29V30H113ZM118 31H116V30ZM191 30H192V28H190ZM195 29H196V31H197V29H199V28H194V30H192V31H195ZM205 29V30H204ZM21 30V31H20ZM66 30V31H65ZM86 30H87V32H86ZM110 30H112V31H110ZM121 32H120V31ZM126 30V31H125ZM173 30L175 31V33H178V34H182L183 32H184V34H185V32H187V31H185V30H183V28H173ZM204 32H203V31ZM244 30V31H243ZM63 31V32H62ZM79 33H78V32ZM91 31V32H90ZM95 31H97V32H95ZM99 31H100V34H99ZM106 31H108L107 33H106ZM115 31V32H114ZM181 31V32H180ZM195 31V32H196ZM201 31V32H200ZM23 32V31H22ZM59 32H58V35H59ZM62 32V33H61ZM131 32V33H130ZM239 32V33H238ZM244 32H246V33H244ZM8 33V34H7ZM64 33H66V35L64 34ZM91 33H93V35L91 34V36H90V34ZM106 33V34H105ZM117 33V34H116ZM212 33H214V34H212ZM224 33V34H223ZM234 33H235V35L238 37H236L235 35H234ZM7 34V35H6ZM75 34H77L76 35V37H75ZM85 34H87V35H85ZM105 34V35H104ZM110 34V36H109V38L107 37V35H109ZM112 34V35H111ZM119 34H120V36H119ZM10 35V34H9ZM10 35V36H11ZM62 35V36H61ZM80 35V36H79ZM84 35V36H83ZM99 35V36H98ZM101 35V36H100ZM114 35V36H113ZM83 36V37H82ZM86 36V37H85ZM88 36V37H87ZM96 36V37H95ZM102 36H103V39L101 40V38H102ZM112 36V37H111ZM135 36V35H134ZM12 37V36H11ZM19 37V38H18ZM71 37V38H70ZM75 37V38H74ZM80 37V38H79ZM91 37V38H90ZM106 37H107V40H106ZM133 38V39H131V38ZM26 38V39H25ZM88 38H90V39H88ZM96 38V40L94 41V39ZM100 38V39H99ZM121 40H120V39ZM109 39V40H108ZM114 41H113V40ZM178 39V40H177ZM195 39H197L196 41H195ZM236 39V40H235ZM73 40V41H72ZM84 40V41H83ZM98 40H100L101 42H99L98 43ZM113 42H111V41ZM203 40H205V37H204V39ZM77 41V42H76ZM83 41V42H82ZM92 41H94V44H93V42ZM103 41V42H102ZM117 43H116V42ZM119 41V42H118ZM136 41H139V40H136ZM12 42V41H11ZM92 42V43H91ZM98 43V44H95V43ZM106 44H105V43ZM132 42V43H131ZM134 42V43H133ZM143 42V41H142ZM198 42V43H197ZM226 42H228L227 44H226ZM31 43V44H30ZM85 43V44H84ZM102 43V44H101ZM130 43L133 45V44H136V46L135 45H133L132 47H129V46H131L130 45ZM180 43V44H179ZM185 43V44H184ZM188 45H187V44ZM197 43V44H196ZM19 44V45H18ZM77 44V45H76ZM112 44V45H111ZM116 44H117V46H116ZM165 44V45H164ZM190 44V45H189ZM200 44H202L203 45V49H204V53L202 52V55L204 54L205 56H202L201 57V55H200V58H199V54L201 53V52H199V50H203L202 49V45H200ZM18 45V46H17ZM57 45H58V47H57ZM87 45V46H86ZM95 45V46H94ZM105 45H106V47H105ZM111 45V46H110ZM162 45H164V46H162ZM196 45L198 46V47H200L199 48V50L198 49H194L195 47H196ZM209 45V44H208ZM207 45V46H208ZM230 46V48H227L228 49V52H230L231 53V51H232V54H230V53H228L227 52V49H226V47L227 46ZM21 46H23V47H21ZM54 46V47H55ZM77 46H79V47H77ZM81 46H82V48H81ZM91 46V47H90ZM93 46V47H92ZM98 46V47H97ZM110 46V48H111V51L109 50L110 48H108V47ZM112 46H113V49H112ZM115 46V47H114ZM143 46V47H142ZM161 46V47H160ZM173 46H175V47H173ZM184 46H187V47H184ZM194 46V47H193ZM234 46V47H235ZM17 48L16 50H15V48ZM22 48L21 50L19 49V48ZM69 47V48H68ZM76 47V48H75ZM83 47H87V48H83ZM88 47H90L91 49L90 50H88L89 48ZM102 47V48H101ZM117 47H119V49H117ZM139 47H141V48H139ZM192 47H193V49H192ZM8 48V49H7ZM25 48H26V50H25ZM71 48V49H70ZM81 48V49H80ZM103 48H105V49H103ZM143 48V49H142ZM163 50H162V49ZM165 48L167 49V51L168 52H170V54H168V52L166 51L165 52ZM197 48V47H196ZM236 48V47H235ZM64 49V50H63ZM78 49V50H77ZM95 49V50H94ZM97 49V50H96ZM158 49H159V51H158ZM13 50H15L14 52H12ZM66 50V51H65ZM109 50V51H108ZM134 50V51H133ZM139 50V51H138ZM155 50V51H154ZM174 50V51H173ZM176 50V51H175ZM197 50V51H196ZM214 49L212 48L211 50H210V52H209V55L211 54V56L213 55V54H218L215 50H214V53L213 52H211V51H213ZM226 50V51H225ZM234 50V51H233ZM16 51H18L19 53H17ZM26 51V52H25ZM91 51V52H90ZM126 51V52H125ZM137 51V52H136ZM162 51H164V54H162ZM22 52H25L26 53V55H24L25 53H22ZM55 52V53H54ZM63 52H65V53H63V55L66 57V55L65 54H67V58H64V56H62V53ZM72 52V53H71ZM78 52V53H77ZM79 52H80V55H78L79 54ZM98 53V56H97V53ZM103 52H104V54H103ZM111 52V53H110ZM112 52H114V53H112ZM140 52V53H139ZM224 52H226V54H224ZM234 52V53H233ZM2 53V54H1ZM8 53V54H7ZM68 53H69V55H68ZM117 53V54H116ZM134 53H136V55L134 54ZM159 55L157 58H155L156 56H157V54ZM213 53V54H212ZM12 55V57H10V55ZM20 54H21V56H22V54L24 55V56H20ZM75 54H76V57H75ZM87 54L90 56H87ZM92 54H96V55H92ZM109 54V55H108ZM133 54L135 55V57L133 56ZM208 54V53H207ZM227 54H229V55H231V57H228L229 55H227ZM61 55V56H60ZM71 55V56H70ZM78 55V56H77ZM106 55V56H105ZM108 55V56H107ZM112 55H113V57H112ZM125 55V56H124ZM129 55V56H128ZM209 55H207V57L209 56ZM225 55V56H224ZM96 56V57H95ZM104 57V59H103V57ZM132 56H133V58H132ZM198 56V57H197ZM227 56V57H226ZM15 57H17V58H15ZM31 57H33L34 58V60H33V58H30ZM61 57V58H60ZM73 57V58H72ZM83 57V58H82ZM124 57V58H123ZM139 57V58H138ZM140 57H143V58H145V59H143V58H140ZM163 57V56H162ZM210 57V56H209ZM10 58V59H9ZM51 58H53V59H51ZM62 58H64V59H62ZM75 58V59H74ZM95 60H97L98 58V60L96 61H93V59ZM123 58V59H122ZM136 58V59H135ZM138 58V59H137ZM156 60H155V59ZM199 58V59H198ZM210 58V59H211ZM228 58V59H227ZM25 59V60H24ZM28 59V60H27ZM41 59V60H40ZM56 59H57V61H56ZM61 59V60H60ZM69 59V60H68ZM118 59H121V60H119L118 61ZM132 61H131V60ZM141 59V60H140ZM166 59H168V58H166ZM206 59V58H205ZM230 59V60H229ZM10 60V61H9ZM43 60V61H42ZM65 60V61H64ZM71 60V61H70ZM73 60V61H72ZM87 60V61H86ZM116 60H117V62H116ZM128 60V61H127ZM134 60V61H133ZM154 60V61H153ZM161 60V59H160ZM176 60V61H177ZM225 60V63L223 62ZM232 60V61H233ZM9 61V62H8ZM30 61V62H29ZM34 63H32V62ZM77 61V62H76ZM81 61V62H80ZM91 61V62H90ZM93 61V62H92ZM129 61H130V63H129ZM143 61V62H142ZM147 61V62H148ZM28 62V63H27ZM90 64H88V63ZM101 62V63H100ZM103 62V63H102ZM109 62V63H108ZM113 62V63H112ZM122 62H127V63H122ZM136 62V63H135ZM140 62V63H139ZM151 62V63H150ZM217 62H215V64L217 63ZM220 62V63H219ZM10 65H9V64ZM79 63V64H78ZM84 63H87V64H85L84 65ZM92 63V64H91ZM94 63V64H93ZM111 63V64H110ZM121 63V64H120ZM134 63V64H133ZM153 63V64H152ZM157 63V64H156ZM164 63V62H163ZM163 63H161L160 62V66H158V68L159 69H162V70H164L165 71V69L167 70L166 72H164L163 71V73H158L159 74V77H162V75L163 76H165L164 74H166V76H168L169 75V77L171 78V74H172V77H174L173 76V71H172V73L171 74H169L170 72L168 71L169 69H171L172 68V66H170V68H169V65L167 64V65H164L163 66ZM187 63V62H186ZM201 64H206L205 66H207V63L205 62H200ZM224 63V64H223ZM231 63V62H230ZM50 64V65H49ZM74 64H77V65H74ZM100 64V65H99ZM105 64H106V66H105ZM114 64H116V65H114ZM119 65V67H118V65ZM126 64H128L127 66H126ZM133 66H135V67H137V69L136 68H133L132 67V69L130 68L131 67V65ZM152 64V65H151ZM156 64V65H155ZM166 64V63H165ZM177 66H176V65ZM194 64H192V67L191 66H189V67H191V68H193V65ZM243 63H241V65H242ZM52 65V66H51ZM65 67H63V66ZM102 65V66H101ZM109 65V66H108ZM137 65V66H136ZM187 65H188V63H187ZM198 65H200L199 67H198ZM202 65V66H203ZM233 65V64H232ZM231 64H230V66H232ZM245 65V64H244ZM243 65V66H244ZM67 66V67H66ZM69 66H71V67H69ZM88 66V67H87ZM98 66V67H97ZM105 66V67H104ZM122 66H123V68H122ZM130 66V67H129ZM140 66V67H139ZM167 68H166V67ZM195 66V65H194ZM217 66V65H216ZM79 67H81V68H79ZM83 67H85V68H83ZM93 67H95V68H93ZM149 67V66H148ZM165 67V68H164ZM177 67H178V69H177ZM183 67V69H185ZM187 67V66H186ZM226 67V66H225ZM13 68V67H12ZM69 68V69H68ZM74 68V69H73ZM94 70H93V69ZM105 68H107V70H109V73H105V74H107L106 76H109V77H111L112 76V74H114L111 78H114L113 80H115V79H119V77H120V80H121V84H125V83H127L128 82V80L130 79V78H133L134 77V79L135 80H137V81H134V83H132V81L130 82L131 84H132V86L130 87V83H129V88H127L128 87V83H127V87L126 86H123V85H119L118 83H120L118 80H116L115 81V84H112V86L114 87V90H112V91H108V90H102V91H100L99 90V92H97L98 90H93L96 94H94V92L93 91H89V90H87V91H89V93L90 92H92L91 94H89V93H87V91H83V90H86V89H81V91H82V93L81 94H85V95H79V97H78V94H79V91H78V94H77V91H75V93L73 94V92L71 93V91L69 92L68 90H67V88H65V87H69L68 86V84H67V80H70V81H72V82H74V85H75V83L76 82H80L82 85H85L86 83H82V82H85V80L86 79H89V78H93V77H96L97 75H98V77L99 78H101V75L102 74H104V72H102V70L104 69L105 70ZM109 68H113V71H114V73H113V71H111ZM118 70H117V69ZM164 68V69H163ZM172 68V69H173ZM232 68H234L233 66H232ZM242 68H244V67H242ZM247 70H243L242 72H244V71H248V68L247 67H245ZM52 69V70H51ZM79 69V70H78ZM89 69H91V70H89ZM96 69V70H95ZM101 69V70H100ZM125 69V70H124ZM136 71H135V70ZM205 69H207L206 71H205ZM209 69V70H208ZM37 70V71H36ZM56 70H58V71H56ZM70 70V71H69ZM71 70H72V72H74V73H72L71 72ZM87 70H88V72H87ZM100 70V71H99ZM122 70H124V71H122ZM130 70V71H129ZM144 70H145V68H144ZM199 70V69H198ZM67 71H69V72H67ZM84 71V72H83ZM94 71V72H93ZM118 71V72H117ZM132 71V72H131ZM211 71H212V73H211ZM215 71V72H214ZM234 71V72H233ZM37 72V73H36ZM44 72V73H43ZM90 72V73H89ZM98 72H100V73H98ZM107 72V71H106ZM120 72V73H119ZM121 72H122V74H121ZM132 73V74H128V73ZM167 72H168V74H167ZM202 72H204V73H202ZM248 72H250V70L248 71ZM42 73V74H41ZM79 73V74H78ZM112 73V74H111ZM125 73H127V74H125ZM183 73V72H182ZM14 73L12 72V75H13ZM45 74L46 75H48V77H51V78H53L54 77V81H51L52 83L53 82H55L56 80L57 81H60V80H62L63 79V82H65L66 84H64L62 81H60V82H58L59 84H61V87H60V85H56L57 84V82H55V84L53 83V85H56V86H59L58 88L57 87H53V85H51L52 83L50 82H46V81H44V83L45 84H41L40 82L42 81H40L39 83H38V81L40 80V78L39 77H41L42 75H44L45 76ZM93 74V76H91ZM111 74V75H110ZM157 74V75H158ZM177 74H175L176 76H177ZM212 74V75H211ZM222 74H225V76L224 75H222ZM227 74H229V75H227ZM51 75V76H50ZM61 75V76H60ZM96 75V76H95ZM100 75V76H99ZM126 75H129V77H125ZM132 75V76H131ZM181 75V74H180ZM183 75V74H182ZM181 75V76H182ZM185 75V74H184ZM183 75V76H184ZM205 76H207V74H204ZM215 75V76H214ZM234 75V76H235ZM60 76V77H59ZM86 77V79H85V77ZM165 76V78H167ZM178 76H179V74H178ZM182 76V77H183ZM235 76V77H236ZM56 77V78H55ZM80 77H81V79H80ZM104 77V76H103ZM117 77V78H116ZM77 78V79H76ZM83 78H84V81H82L83 80ZM122 78V79H121ZM125 78H127L126 80H125V82H123V80L125 79ZM129 78V79H128ZM136 78H138V79H136ZM169 78V79H170ZM206 78V77H205ZM232 78H234V77H232ZM168 79V80H169ZM82 82H81V81ZM130 80H132V79H130ZM129 80V81H130ZM141 80V79H140ZM175 80V79H174ZM155 81V82H156ZM229 81H232V82H235L236 80H234L233 81V79L231 80H229ZM114 82V81H113ZM156 82V83H157ZM180 81H177V82H173V80L172 79H170L169 80V84L171 85V83L172 84H177V83H179ZM47 83H49L48 84V86H46V84ZM182 83H184V82H182ZM182 83H180V84H182ZM236 83H241V81H236ZM42 86H41V85ZM117 84V85H116ZM133 84H135V85H133ZM138 84V85H137ZM49 85H51V86H49ZM64 85H66L65 87H64ZM45 86V87H44ZM64 88H63V87ZM115 86L116 87H118V89H119V87H122L121 89H119V91L117 90L116 91V89H115ZM138 86V87H137ZM135 87V89H133ZM137 87V88H136ZM141 87V88H140ZM62 88H63V90H62ZM86 88V87H85ZM142 88H144V89H142ZM48 89V90H47ZM59 89V90H58ZM60 89H61V91H60ZM132 89V90H131ZM137 89V90H136ZM142 89V90H141ZM145 89H147V92H145L146 90ZM157 91V94H161L160 96L158 95L157 96V94H156V91ZM160 89H162V91L164 92H166V93H161L162 91L160 90ZM170 89H172V90H170ZM64 90H67L69 93L67 94V91H65L64 92ZM120 90H121V92H120ZM211 90V91H210ZM244 90H246V89H244ZM127 91H129V92H127ZM154 91V92H153ZM167 91H171L172 93L174 92V93H177V92H180V93H177L176 94V101L178 102H175V100L173 99V101L171 100V102H170V100L169 99H171L169 96H168V94H169V92H167ZM182 91V92H181ZM186 91V92H185ZM209 93H208V92ZM66 93V94H64V93ZM126 92V93H125ZM139 92V93H140ZM143 92V93H142ZM148 92L150 93L151 92V94H149L150 96H148V95H146V94H148ZM158 92H160V93H158ZM203 92V93H202ZM222 92V93H221ZM86 93H87V95H86ZM98 93V94H97ZM105 93H107V94H105ZM120 93V94H119ZM124 93V94H123ZM134 93V94H133ZM215 92H213L212 94H214ZM215 93V94H216ZM225 93H227V94H225ZM61 94H63V96L61 95ZM89 94V95H88ZM105 94V95H104ZM119 94V95H118ZM171 94V93H170ZM214 94V95H215ZM216 94V95H217ZM52 95H54V97L52 96ZM65 95V96H64ZM67 95V96H66ZM68 95H70V96H68ZM96 96V95H101V97H103V98H107V97H109V96H111V97H113V99H114V101L115 102H117L119 105H121V107L119 108V107H117L116 108V105H110L109 104V106H111V107H104L103 106V108H101L100 106H98V102L95 100L94 101V96ZM141 95V96H140ZM154 97H153V96ZM184 95V97H182ZM188 95V96H187ZM195 95V96H194ZM214 95H211L210 94V96L212 97V96H214ZM84 96H86V97H84ZM91 96H93V97H91ZM115 96L116 97H118V100L115 98ZM179 96H181L182 98H183V100H184V103H182V102H180L181 101V98H179ZM221 96H217V98H221ZM81 97H84V98H82V99H86V98H89V97H91V98H93V101L97 104V108H95L94 107V110H89V109H86V108H82L79 104V107L78 106H76V107H74V108H72V107H64L65 105H64V101L66 100V101H68V100H73L74 102H76L77 103V100H81ZM100 97V96H99ZM121 97V100L119 99ZM126 97V98H125ZM141 97H145V98H141ZM155 97H156V99H155ZM164 101H162L160 98ZM163 97V98H162ZM206 97V96H205ZM207 97H208V95H207ZM215 97V96H214ZM54 98V99H53ZM66 98V99H65ZM74 98H79V99H74ZM146 98H147V100H146ZM151 98V99H150ZM168 99V100H166V99ZM185 98V99H184ZM203 98V99H202ZM216 98V97H215ZM56 99H58L57 101L58 102H60V101H62V103H63V105H62V103L60 102V105H59V103L58 102H56ZM128 99H132V101H130V100H128ZM153 99H154V102H153ZM179 99H180V101H179ZM222 99V98H221ZM15 102H14V101ZM151 100V101H150ZM157 100H158V102H157ZM159 100H160V102L161 103H159ZM166 100V101H165ZM19 101V102H18ZM65 101V102H66ZM126 101V102H125ZM145 101H146V103H145ZM167 101H168V103H167ZM185 101H186V103H185ZM109 102H111V101H108L107 103H109ZM165 102H166V104H165ZM176 103V105L178 104L179 106H178V108H177V106H175V105H173L172 106V104H175ZM215 102H216V100H215ZM216 102V103H217ZM16 103V104H15ZM122 103V104H121ZM126 103H131L130 105L128 104V105H125ZM170 103V105L172 106H169L168 104ZM145 104V105H144ZM151 106H150V105ZM164 104V105H163ZM182 104H185V105H182ZM21 105V106H20ZM23 105V106H22ZM123 105V106H122ZM126 107H125V106ZM166 105H168L169 107H167ZM61 106H63L62 108H61ZM164 106V107H163ZM166 106V107H165ZM191 106H193V107H191ZM1 107H3V108H1ZM130 107V108H131ZM182 107V108H181ZM186 107V108H185ZM195 107V108H194ZM204 107H205V109H204ZM26 108V109H25ZM29 108H31V109H29ZM33 108V109H32ZM65 108V109H64ZM68 108V109H67ZM72 108V109H71ZM75 108L78 110H75ZM109 108V110H110V112H111V109H112V115H111V113L109 114V110H107ZM115 108H116V110H115ZM118 108L119 109H123V110H121V112L118 110ZM129 108V109H130ZM134 108H136V107H134ZM133 108V109H134ZM138 108V107H137ZM175 108H177V109H175ZM184 108V109H183ZM200 108H202V112H201V109ZM218 108V109H217ZM60 109H61V111H60ZM86 109V110H85ZM102 109H103V111H102ZM128 109V110H129ZM147 109V110H146ZM161 109H164V110H161ZM170 109H172V111L170 110ZM179 109V110H178ZM182 109V110H181ZM187 111H186V110ZM199 109H200V111H199ZM204 109V110H203ZM234 109H236L235 107H234ZM31 110H33V112L31 111ZM108 111V114H107V111ZM118 110V111H117ZM130 110H132V109H130ZM141 110V111H142ZM151 110H152V112H151ZM166 110V111H165ZM170 110V111H169ZM208 110H209V112H208ZM211 110V111H210ZM213 110V111H212ZM214 110H215V112H214ZM218 110V111H217ZM229 110H231V111H229ZM32 112V113H29V112ZM76 111V112H75ZM116 113V114H119V115H121V118H118V117H115V116H113V113L114 112ZM185 112L184 114H183V112ZM7 112V113H6ZM61 112V113H60ZM120 112V113H119ZM144 112V111H143ZM192 113V115H190V117L188 118V114L189 113ZM218 112H220V114L218 113ZM229 112H232V113H230L231 114V117L229 116L230 114H228ZM5 113H6V115H5ZM34 113V114H33ZM100 113V114H99ZM105 113V114H104ZM176 113H180L179 115L178 114H176ZM187 113V114H186ZM196 113H197V115H199L200 117L202 116V118L200 119H198L197 117V115H196ZM209 113V114H208ZM2 114V115H1ZM31 114H32V116H31ZM93 116H92V115ZM104 115V119L102 118V116L101 115ZM185 115V116H183V115ZM217 114H219V115H217ZM237 114H238V112H237ZM30 115V116H29ZM97 115H99L98 117H96ZM106 115H107V117H106ZM108 115H110V116H108ZM182 115V116H181ZM193 115H196V116H194V118H193ZM227 117H225V116ZM234 115V116H233ZM236 115V116H235ZM34 116V117H33ZM192 116V117H191ZM3 117V118H2ZM99 117H101V118H99ZM105 117L107 118L106 120H105ZM109 117H111L110 119H109ZM124 117V118H123ZM181 117V118H180ZM183 117V118H182ZM223 117V118H222ZM236 117V120L234 119V120H232L233 118H235ZM113 118V119H112ZM114 118H116V121H119V120H121V121H119V122H116L115 121V119ZM117 118H118V120H117ZM187 118H188V120H187ZM191 118L193 119V120H191ZM111 119L112 120H114V122H112L111 123ZM123 119L124 120H126V123L123 121ZM207 119V120H206ZM224 119H225V121H227V122H229L230 121V123H227V122H224ZM110 122H109V121ZM185 120V121H184ZM190 120V121H189ZM204 120V121H203ZM214 120V121H213ZM43 121V122H42ZM127 121H128V123H127ZM130 121V122H129ZM192 121H193V123H192ZM195 121V122H194ZM197 121H198V123H197ZM202 121V122H201ZM231 121H232V123H231ZM50 124L51 122H54L53 123V125H52V123L49 125L48 123ZM208 122V123H207ZM209 122H210V124H209ZM38 123V124H37ZM45 123V124H44ZM56 123V124H55ZM114 123V124H113ZM121 123V124H120ZM205 125H204V124ZM212 123H213V127L214 128H216V129H219L218 130V135L217 136H219L220 137V135L222 136L221 138H220V141H219V138L218 137H214L212 140L210 139L209 140V142L206 140V139H204L203 140V134H202V129L204 130V129H206V128H210V126H211V128H213L212 127ZM16 124V125H15ZM44 124V125H43ZM47 124V125H46ZM58 124V125H57ZM113 124V125H112ZM21 125V126H20ZM51 126L52 128H49V126ZM115 125V126H114ZM215 125H216V127H215ZM137 127V128H134V127ZM208 126V127H207ZM14 127V128H13ZM47 127V128H46ZM113 127H114V129H113ZM197 127V129H195ZM198 127H199V130H198ZM205 127V128H204ZM227 127V128H226ZM229 127H232V128H229ZM181 128V129H180ZM239 128V129H238ZM48 129V130H47ZM112 129V131L110 132V130ZM180 129V130H179ZM186 129H188L187 131H190L191 129H192V131H193V129H194V133H195V131L197 130V131H199L200 132V134L202 135V137H201V135L199 136V134H197V132L194 134L192 131H190V132H187L186 131ZM51 130V131H50ZM134 130V131H133ZM185 130V131H184ZM237 132H236V131ZM53 131H54V133H53ZM141 131V133H142V130H140ZM52 134H51V133ZM71 136H68V134ZM133 132H135V133H133ZM143 132H145V129H144V131ZM147 132V131H146ZM179 132L181 133V134H179ZM187 133V134H183V133ZM219 132H221L220 134H219ZM192 133H193V136H192ZM45 134H47V135H45ZM49 134V135H48ZM50 134H51V136H50ZM129 134H130V136L132 137H130L129 136ZM196 134H197V136H196ZM55 135V136H54ZM67 135V136H66ZM110 135V136H109ZM115 135V136H114ZM117 135V136H116ZM185 135H188L189 136V139H188V136L186 137ZM9 136V137H8ZM45 136V137H44ZM137 136V137H136ZM155 136V135H154ZM57 139H56V138ZM59 137V138H58ZM196 137V138H195ZM197 137H200V140L197 138ZM116 138V139H115ZM133 138H134V141H133ZM136 138L138 139V141H136ZM140 138V139H139ZM217 138V140L218 141H216V143H215V141H213V140H215ZM195 139V140H194ZM232 139V140H231ZM9 140V141H8ZM118 140V141H117ZM47 141V142H46ZM77 141H78V144H79V146H78V144H77ZM110 141V142H109ZM195 141H196V144L198 145H196V151L195 150H193L192 148L193 147H195V145H194V143H195ZM210 141H213V142H210ZM231 141V142H230ZM115 142V143H114ZM117 142H119V143H117ZM189 142V141H188ZM199 142V143H198ZM229 142V143H228ZM3 143V144H2ZM109 143V144H108ZM201 143V144H200ZM204 143V144H203ZM208 143V144H207ZM219 143H221V144H219ZM118 144V145H117ZM193 144V145H192ZM212 144V145H211ZM217 144H218V146H217ZM6 145V146H5ZM115 145V146H114ZM134 145H136V144H134ZM192 146V148H191V146ZM199 145H201V146H203V145H209L210 147H208V146H205L206 148L205 149H203L204 148V146L203 147H201V150H199L200 148H199ZM118 146H119V148H118ZM188 146V147H187ZM190 146V147H189ZM1 147H3L2 149H1ZM32 147V148H31ZM174 147V146H173ZM198 147V148H197ZM207 147H208V149H207ZM81 148H83V150H85L84 152H82L83 150H81ZM79 149L81 150V151H79ZM111 149V150H110ZM227 149H228V152H231V153H228L227 152ZM230 149H232V150H230ZM5 150V151H4ZM92 150H93V152H92ZM114 150V151H113ZM115 150H116V152H115ZM197 150H198V152H197ZM206 150V151H205ZM73 151V152H72ZM76 152V155H77V157L75 158V152ZM192 151V152H191ZM218 151V152H217ZM222 151V152H221ZM28 152V153H29ZM97 152V153H96ZM110 152H112V153H110ZM115 152V153H114ZM203 152V153H204ZM218 154H217V153ZM2 153H5V154H2ZM114 153V154H113ZM188 153V155L190 154L189 152H187ZM200 153V154H201ZM207 153H209V152H207ZM207 153H204L205 155H208ZM221 155H220V154ZM112 154V155H111ZM211 153H209V155H210ZM223 154V155H222ZM229 154H231V155H233V156H231V158L229 157ZM73 155H75V156H73ZM87 157H86V156ZM89 155H90V157H89ZM217 155V156H216ZM219 155V156H218ZM38 156V157H37ZM66 156V157H65ZM79 156V157H78ZM93 156V157H92ZM99 156V157H98ZM111 156H112V158H111ZM113 156H115V157H113ZM222 156V157H221ZM238 156V157H237ZM40 157V158H39ZM82 157H83V159L85 160V159H87V160H83V161H79V159L81 158L82 159ZM97 157H98V159H97ZM217 157H219L218 159H217ZM221 157V158H220ZM74 158V159H73ZM77 158H79V159H77ZM89 158V159H88ZM109 158V159H108ZM111 158V159H110ZM238 158V161L236 160L235 161V159H237ZM73 159V160H72ZM80 159V160H81ZM92 159V160H91ZM96 159V160H95ZM115 159V160H114ZM228 159H230V161L228 160ZM231 159H233V160H231ZM243 161H242V160ZM33 160V159H32ZM36 160V161H37ZM39 160L40 161H42V162H39ZM70 160V161H69ZM99 160H100V162H99ZM114 160V161H113ZM118 160V161H117ZM197 160V159H196ZM221 160L223 161V163H221ZM47 161V162H46ZM96 161V162H95ZM98 161V162H97ZM107 161H108V164L106 165V163H107ZM191 161V160H190ZM189 161V162H190ZM207 162V163H205V162ZM235 161V162H234ZM78 162V163H77ZM91 162V163H90ZM95 162V163H94ZM121 162V163H120ZM192 162V161H191ZM237 162H239V163H237ZM76 163V164H75ZM81 163V164H80ZM96 163H98L99 165H101V166H99L98 164H96ZM226 163V164H225ZM237 163V164H236ZM83 164H85V167H86V169L87 168H89V170H90V172H89V170L87 169V171L85 172V167L83 168H81V171L79 170L80 169V167L83 165ZM95 164V165H94ZM113 164V165H112ZM249 164V165H248ZM76 166V167H73V166ZM88 165V166H87ZM98 165V166H97ZM124 165V166H123ZM205 165V167H203ZM234 165V166H233ZM240 165V166H239ZM253 165L255 166V167H253ZM95 166H96V169H95ZM221 166V167H222ZM233 166V167H232ZM240 167V170H239V167ZM243 166V167H242ZM249 167V168H248ZM41 168V169H40ZM79 168V169H78ZM82 169L84 170V172H82ZM94 169V170H93ZM238 169V170H237ZM244 170V172H242L241 170ZM255 169V170H254ZM97 170V172L99 173H94L95 171ZM176 170V169H175ZM257 170V171H256ZM100 171V172H99ZM239 171V172H238ZM240 171H241V173H240ZM262 172V173H261ZM83 173V174H82ZM94 173V174H93ZM144 173V174H143ZM98 175V176H97ZM90 176V177H89ZM144 176V177H143ZM85 177V178H84ZM87 177V178H86ZM89 177V178H88ZM99 177H101V179L99 178ZM253 177H255L256 179H254ZM91 178V179H90ZM257 178H258V180H257ZM261 178V179H260ZM88 180V181H87ZM106 180V181H105ZM95 181V182H94ZM97 181V182H96ZM101 181V182H100ZM105 181V182H104ZM110 181V182H109ZM258 181V182H257ZM261 182V183H260ZM91 183V184H90ZM94 183H96L95 185H94ZM100 183V184H99ZM104 183V184H103ZM110 183V184H109ZM204 183V182H203ZM99 184V185H98ZM107 184V185H106ZM237 183L236 182H232L231 180L229 181V185L230 186H232L234 189H235V191L237 190V192H242V194H243V191H244V194L243 195H245L246 197H248L249 199H250V201H252V202H254L255 204L257 203V202H259L258 204H260V205H263L264 204V201L258 196V195H256L254 192H252L251 190H246V189H240V185H236ZM236 185V186H235ZM100 186V187H99ZM111 186H113V187H111ZM185 186V185H184ZM202 186V185H201ZM238 186V187H237ZM102 187H104L103 189H102ZM99 188V189H98ZM237 188H239V189H237ZM26 191H29L30 192V188H28ZM186 191H187V193H186ZM249 191H251V192H249ZM151 192V193H150ZM198 192H203L204 194L202 195L201 193H199L198 194ZM216 192V191H215ZM247 192V193H246ZM192 193V194H191ZM195 193H197V194H195ZM154 194V193H153ZM189 194V196L188 197H190V198H188L186 195H188ZM249 194V195H248ZM125 195H127V196H125ZM187 197H185V196ZM196 196V198L194 197V196ZM199 195H201L202 196V198H201V196H200V198H199ZM129 196V197H128ZM194 197V199H193V197ZM258 196V197H257ZM150 197H152V199H153V203H154V200L156 201V202H158V204L156 203H152V199H150ZM192 197V198H191ZM206 197V198H205ZM127 198V199H126ZM199 198V199H198ZM205 198V199H204ZM253 199V200H252ZM141 200L143 201V202H141ZM186 200V201H185ZM256 200V201H255ZM132 201V202H131ZM145 201V202H144ZM200 201V202H199ZM202 201V202H201ZM203 201H205V203L203 202ZM211 201V202H210ZM215 201V202H214ZM221 201V202H220ZM139 202V203H138ZM141 202V203H140ZM147 202V203H146ZM207 202H208V204H207ZM220 202V204L222 203V206H218V203ZM125 203H126V205H125ZM211 203V204H210ZM217 203V204H216ZM128 204V205H127ZM151 204V205H150ZM230 204V203H229ZM234 204V203H233ZM258 204H256V205H258ZM142 205V206H141ZM153 205V206H152ZM154 205H156V207L154 206ZM138 207V210L140 211H138V213L136 212L137 210H133L132 211V209L130 210V207ZM144 206L145 207H148L146 210L144 209ZM151 206V207H150ZM161 206V207H160ZM185 206V207H184ZM213 206H215V207H213ZM126 207H128V208H126ZM152 207H154V208H152ZM160 207V208H159ZM167 207H169V208H167ZM188 209H187V208ZM221 207V208H220ZM222 207H223V210H222ZM151 208V209H150ZM155 208H156V210H155ZM154 209V210H153ZM157 209H159V210H157ZM174 209H177L179 212H178V215H183L184 216V218L185 219H183V220H186L187 221V218L188 217H192V215L193 214H195L196 215V217L198 218V220H200V221H203V218H205V217H208L210 214L212 215V219H214L215 221H217L218 219H215L213 216L214 215H216V218H217V216L219 215V213L221 212V213H224L223 215L221 214L220 215V219H219V221L222 223L223 222V220H221V219H224V222L226 221V223L225 224H227V225H223V226H220V225H216V229L217 230H221L220 232H218V235L219 236H221V238H222V241L220 240L219 241V236H218V238L216 237V239H214L215 237L214 236H211L210 237V235H209V233L208 232H206V233H201L202 235H207V238H203V239H201L200 237H199V235H198V233H196V232H194V231H191V230H189L188 228V226L187 225H185V224H183V222L182 221H173V222H176L177 224H171L170 225V223L169 222H172V217L171 216H169V215H167V213H169L171 210H174ZM226 209V213L224 212V210ZM151 210V211H150ZM152 210H153V212H152ZM161 210V211H160ZM38 211H40V209L38 210ZM147 211V212H146ZM148 211H149V213H148ZM136 212V213H135ZM153 213V215H154V219H155V221H151V220H149L148 218H144V216L141 214V213H143V214H151V213ZM204 212V213H203ZM218 212V215L216 214ZM237 214L238 216H236V218H237V220H240V221H235V220H233V222H234V224H233V222H232V225L231 224H228V222L227 221H229V219L233 216L232 214ZM170 214V213H169ZM209 214V215H208ZM226 214V215H225ZM231 216H230V215ZM229 215V216H228ZM235 215H234V218H231V219H235ZM158 216V219H156V217ZM224 217V218H222V217ZM241 216H243V217H241ZM143 217V218H142ZM160 217V218H159ZM170 217V218H169ZM211 217V216H210ZM209 217V218H210ZM239 217V218H238ZM160 219H161V221H160ZM244 219V220H243ZM164 220V221H163ZM196 220V219H195ZM247 220V221H246ZM192 221V220H191ZM232 221V220H231ZM231 221H229V223H231ZM254 221V223H256V225L253 223L252 224V222ZM158 222V223H157ZM161 222V223H160ZM163 222H166V223H163ZM223 222V223H224ZM156 223V224H155ZM221 223H219V224H221ZM222 223V224H223ZM248 223V224H247ZM157 224H159V225H157ZM161 224H165V226H163V228H162V226H161ZM166 224H169L170 225V229L168 228V226L169 225H166ZM204 223H201V227H205L204 225H203ZM221 224V225H222ZM236 224V225H235ZM259 224H260V226H259ZM233 226V227H231V226ZM253 225V226H252ZM161 226V227H160ZM230 226V227H229ZM172 228V229H171ZM206 228V230H207V227H205ZM253 228V229H252ZM249 229V230H248ZM252 230V231H251ZM222 232H223V234H222ZM230 233V234H229ZM250 233H248V234H250ZM184 234V235H183ZM234 236V237H233ZM213 237V238H212ZM233 237V238H232ZM224 238V239H223ZM232 238V239H231ZM124 239H126V240H124ZM124 241V242H123ZM131 240L129 239V238H123L122 239V241H121V239H120V241H119V243L121 242V244H123L122 246H121V250H119L120 248H118V246L116 247V248H118V249H116V248H113L112 249V252H111V254L110 255H112V256H110V258L108 259V261L107 262H105L104 264H132V263H135V264H140L139 263V254H140V252H142L143 251V247L141 248L139 245H135L136 247H134L133 249L131 248V246H130V243L132 242H130ZM197 242V243H196ZM119 246H120V244H119ZM129 247H130V249H129ZM216 247V248H215ZM218 247V248H217ZM115 249V250H114ZM132 249V250H131ZM208 250V251H207ZM117 251H119V253L118 254H116L115 252H117ZM124 253V254H123ZM132 253V254H131ZM115 254H116V256H118V257H116L115 256ZM122 254V255H121ZM135 255L134 256V259L137 257L138 259H135L136 261H134L133 260V256L132 255ZM125 257H124V256ZM120 256H122L121 258H120ZM132 256V257H131ZM117 258V259H116ZM124 258H126V259H124ZM132 258V259H131ZM131 259V260H130ZM116 260V261H115ZM122 260H124V261H122ZM126 260V261H125ZM131 262H130V261ZM145 260L147 261V263L148 264H159L158 263V261H156L153 257H150V256H146L145 257ZM246 261V262H245ZM137 262V263H136Z\"/></svg>",
	"mask_w": 264,
	"mask_h": 264
}]
</instances>
